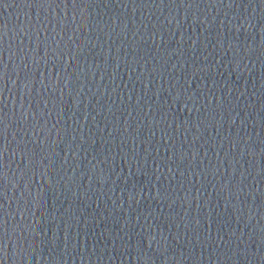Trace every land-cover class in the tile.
Instances as JSON below:
<instances>
[{
    "label": "water",
    "instance_id": "water-1",
    "mask_svg": "<svg viewBox=\"0 0 264 264\" xmlns=\"http://www.w3.org/2000/svg\"><path fill=\"white\" fill-rule=\"evenodd\" d=\"M0 264H264V0H0Z\"/></svg>",
    "mask_w": 264,
    "mask_h": 264
}]
</instances>
